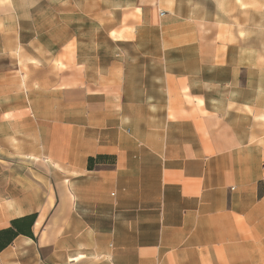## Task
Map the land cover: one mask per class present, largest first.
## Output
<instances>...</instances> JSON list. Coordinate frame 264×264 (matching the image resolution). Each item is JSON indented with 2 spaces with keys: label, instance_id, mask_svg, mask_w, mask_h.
Listing matches in <instances>:
<instances>
[{
  "label": "crops",
  "instance_id": "obj_1",
  "mask_svg": "<svg viewBox=\"0 0 264 264\" xmlns=\"http://www.w3.org/2000/svg\"><path fill=\"white\" fill-rule=\"evenodd\" d=\"M5 1L55 38L41 91H0V229L35 214L0 264H264V37L179 0ZM102 33L118 58L88 57Z\"/></svg>",
  "mask_w": 264,
  "mask_h": 264
},
{
  "label": "rangeland",
  "instance_id": "obj_2",
  "mask_svg": "<svg viewBox=\"0 0 264 264\" xmlns=\"http://www.w3.org/2000/svg\"><path fill=\"white\" fill-rule=\"evenodd\" d=\"M180 4H183V1L186 4H189L196 11L199 9L203 12L211 10H216L222 13L225 20L230 24L234 25V37L238 40H235L237 43L236 46H262V22L264 19L258 17V12L253 11V4L250 6L247 5V0H179ZM262 2V0H261ZM264 4V0H263ZM67 6V5H66ZM17 16V17H16ZM19 16V17H18ZM20 16H25V18H20ZM32 18V19H31ZM46 14L39 12L38 10L31 9L23 11V5L20 4V11L12 13L9 11L8 4L5 0H0V91L6 92V89L15 91V99H9V103L20 104L22 101V92L24 89L30 90L31 92H39L42 89L41 86H44V80L46 79L47 73H49V67L39 68L34 65H26L25 61L28 59H34L43 55V57L53 58L54 55L51 53L47 54L46 51L40 49L41 42L46 43L51 38L42 28L48 27L51 23L45 22ZM19 26V27H18ZM24 29V31H23ZM26 30V31H25ZM243 31V33H242ZM102 32V31H100ZM103 33L99 36L100 43L95 45V51H89L88 57L100 54H104V57L107 58H118L116 55L119 51V48L114 46V38L118 37L117 35L111 34V45L108 46V42L103 43ZM70 37V35L64 34L65 40ZM85 39H90L93 36H84ZM80 38H83L80 36ZM62 60L63 66L60 68L63 70L64 77L69 74L70 67L67 66L71 64L73 59V50L71 46L64 47ZM131 53V54H130ZM142 49L138 48V51L132 50L127 52L126 57L131 58L132 55L135 57H145L140 56ZM144 53V52H143ZM264 52H256L254 59L257 67H260L261 70L264 67ZM97 57V56H95ZM124 57V56H123ZM252 63V62H251ZM59 68V67H58ZM23 75H26L23 79ZM25 80V81H23ZM229 86L224 87L225 93H228L227 90ZM214 93V91H213ZM3 97V96H0ZM234 99V98H233ZM231 98L227 100L228 107L231 106ZM2 102H7V99L3 97L0 98V105ZM34 143L32 138V144Z\"/></svg>",
  "mask_w": 264,
  "mask_h": 264
},
{
  "label": "trees",
  "instance_id": "obj_3",
  "mask_svg": "<svg viewBox=\"0 0 264 264\" xmlns=\"http://www.w3.org/2000/svg\"><path fill=\"white\" fill-rule=\"evenodd\" d=\"M112 159L113 157L108 155H96L95 157H88L87 167L88 169H92L96 164L104 162V160H111L110 163H112ZM34 219L35 214L13 219L10 222L9 227L0 229V250L9 245L14 237L18 234L33 237L31 226L34 222Z\"/></svg>",
  "mask_w": 264,
  "mask_h": 264
}]
</instances>
